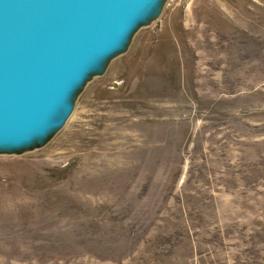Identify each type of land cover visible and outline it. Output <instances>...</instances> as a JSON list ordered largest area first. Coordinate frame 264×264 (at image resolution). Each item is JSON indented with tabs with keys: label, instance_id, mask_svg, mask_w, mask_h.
Wrapping results in <instances>:
<instances>
[{
	"label": "rangeland",
	"instance_id": "rangeland-1",
	"mask_svg": "<svg viewBox=\"0 0 264 264\" xmlns=\"http://www.w3.org/2000/svg\"><path fill=\"white\" fill-rule=\"evenodd\" d=\"M71 100L0 149V264H264V0H165Z\"/></svg>",
	"mask_w": 264,
	"mask_h": 264
},
{
	"label": "water",
	"instance_id": "water-1",
	"mask_svg": "<svg viewBox=\"0 0 264 264\" xmlns=\"http://www.w3.org/2000/svg\"><path fill=\"white\" fill-rule=\"evenodd\" d=\"M165 0H0V149L57 130L72 96Z\"/></svg>",
	"mask_w": 264,
	"mask_h": 264
}]
</instances>
